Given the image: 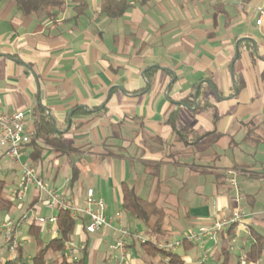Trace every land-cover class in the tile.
<instances>
[{"label": "crops", "instance_id": "obj_1", "mask_svg": "<svg viewBox=\"0 0 264 264\" xmlns=\"http://www.w3.org/2000/svg\"><path fill=\"white\" fill-rule=\"evenodd\" d=\"M127 1L131 8L112 19L102 13V0H87L86 13L74 19L76 5L66 0V10L53 21L47 15L23 14L14 0H0V113L24 111L34 132L39 101L65 139L80 148L70 157L47 148L36 162L29 160L27 149L23 158L80 209L93 189L112 218L122 210L121 190L127 184L157 203L169 234L162 241L174 243L176 235L210 225L216 207H239L243 222L223 233L217 245L205 241L204 248L211 249L205 264L220 263L223 247L231 253V264H241L254 243L252 230L264 237V142L244 141V124L250 122L264 139V20L257 24L264 0ZM245 40L252 42L255 55L243 44L235 63L239 42ZM234 64L241 90L234 86ZM208 80L213 88L197 98L194 110L197 89ZM206 100L209 108L199 109ZM175 111L174 128L168 121ZM210 112L213 117H203ZM5 161L0 157L1 167L9 166ZM74 165L79 176L72 185ZM228 171L235 173L242 193L238 205L232 201L236 191ZM88 172L86 190L77 187ZM36 195L31 189L23 205L3 220L57 215L44 204L38 208L40 201L31 209ZM124 214L133 233L154 239L149 223ZM87 221L81 215L73 241L87 247L89 264H114L109 259L112 229L90 235L84 230ZM25 226L29 231V224L21 226L19 239ZM140 245L130 240L131 263L156 264L145 259L151 256ZM196 246L197 257L181 255L186 264H198L204 248L182 246L186 251ZM11 259L2 261L10 264ZM257 264H264V254Z\"/></svg>", "mask_w": 264, "mask_h": 264}, {"label": "trees", "instance_id": "obj_2", "mask_svg": "<svg viewBox=\"0 0 264 264\" xmlns=\"http://www.w3.org/2000/svg\"><path fill=\"white\" fill-rule=\"evenodd\" d=\"M16 2L18 9L25 15H47L53 21L56 20V16L63 13L66 10V0H14ZM75 3V12L76 16L74 19H78L86 13L88 8L87 0H73ZM132 6V3L127 0H102V13L106 14L108 17L115 19L119 18L126 13ZM246 45L247 47L253 48L252 42L245 40L239 42L238 51L239 54L235 60H239L240 49L239 46ZM249 45V46H248ZM252 55H255L254 50H252ZM234 81L238 85L239 90L242 88V84L238 82L239 77H237V72L235 69V64L233 65ZM204 88L199 89L198 97L202 98L207 95L205 89L213 88L209 80L206 84L202 85ZM211 90V89H210ZM209 90V91H210ZM209 100L204 102V105L199 106V109H208L210 106ZM178 118V112L175 111L171 114L169 121L170 124L175 128L176 120ZM55 126L51 117L49 116L47 110L43 105L38 104L33 112V128L35 136L32 138L28 144V149L30 150L29 160L31 162H36L42 159L47 148L54 151V153L59 156L70 157L75 152L80 151V148H76L73 143L65 139L63 133H58L55 129ZM247 128L244 141L250 142L253 145H257L261 142H264L262 136L257 134V126L255 123L244 124ZM188 132L183 133V142H188ZM206 135L200 136L197 141L203 139ZM218 136H222L218 134ZM160 167L157 164L156 170ZM72 185L76 183V180L79 176V167L74 165L72 167ZM157 174V173H156ZM6 181L0 179V221L4 218L3 215L10 212L12 209L16 208L15 200L8 197L6 194ZM122 206L121 209L124 213H130L136 219L145 221L149 223L150 229L153 232L154 239L153 241L147 240L140 245V248L148 256H160L165 258L168 263L166 264H186L185 259L176 251H168L159 247L158 243L163 239H168L169 234L166 230L163 229L161 218V210L157 206L156 202L149 201L140 197L133 188L127 184L122 185ZM39 203V198L36 197L31 203V209H33ZM58 216V234L56 237L44 241L41 237L43 233L44 225L39 224L38 222L32 220L29 223V236L34 240L36 247V253L33 257L27 261L24 255L23 246L20 247L16 253V259L19 264H50V260L53 256L60 257L62 264H89L88 263V249L85 247L79 257V261L73 263L67 261L64 257V246L69 241L73 240L76 230L78 228V222L74 221L71 218L70 211L67 209H60L57 213ZM154 220L151 223V220ZM85 230V228H84ZM86 232V230H85ZM254 238V243L246 253V264H257L263 254H264V237L258 234L256 231L252 230L251 233ZM180 246L185 248H190L194 244L187 242L185 239L179 241ZM131 247V246H130ZM12 264H15L12 262ZM220 264H231V253L227 248L223 247L221 249V262Z\"/></svg>", "mask_w": 264, "mask_h": 264}, {"label": "built area", "instance_id": "obj_3", "mask_svg": "<svg viewBox=\"0 0 264 264\" xmlns=\"http://www.w3.org/2000/svg\"><path fill=\"white\" fill-rule=\"evenodd\" d=\"M259 19L258 25L263 24L264 9L261 7L257 9ZM35 136V133L30 130L29 122L26 118L24 111H15L0 113V157H5L9 166H0V179L10 173L13 176L14 188L9 189L6 187V194L9 198L15 200L17 205H23L29 191L34 189L40 202H43L47 209L58 211L60 209H67L70 211L71 218L80 222L81 215H85L88 221L84 223V228L87 234L93 235L98 233H105L107 228L112 229L114 243L110 246V261L114 264H132L130 253V240L136 239L139 242H147L145 237L139 233H133L124 221V212L119 210L112 218H108L106 211L108 206L103 199L95 198V191L89 189L85 200V207L78 208L76 205H70L66 202L64 195L55 190L50 183H48L41 173L34 168L28 159L27 149L28 144ZM17 165L19 168H13ZM21 171V179L17 184L15 181L18 179L17 171ZM228 182L233 189L235 195L232 201L237 205L242 201V193L239 189L238 181L233 171L226 172ZM244 219V214L239 207L233 210L219 209L216 207L212 221L208 226H201L198 229L191 230L185 235V240L194 245H201L204 248L205 241H213L215 245L219 243L220 237L223 233L232 230L235 226L241 224ZM34 220L39 224L48 227V232L53 236L58 234V216L51 215V217L44 216H30L24 215L19 219L8 217L0 222V233L7 236V245L10 252H12V259L10 264L14 262L19 264L16 259V253L23 243L19 241L18 231L24 224H29ZM116 221L118 226L113 227L112 222ZM153 241V240H151ZM159 247L168 251H176L180 246V242H164L158 243ZM64 257L67 261L73 263L79 261V256L83 251V247H79L73 240L66 243L64 246ZM211 249H203L201 260L198 264H205L206 260L210 258ZM242 263L245 259L242 257ZM0 264H4L0 260Z\"/></svg>", "mask_w": 264, "mask_h": 264}, {"label": "rangeland", "instance_id": "obj_4", "mask_svg": "<svg viewBox=\"0 0 264 264\" xmlns=\"http://www.w3.org/2000/svg\"><path fill=\"white\" fill-rule=\"evenodd\" d=\"M213 114L214 113H212V112H210V114H203V117H205V118H207L208 116L209 117L210 116L213 117L214 116ZM186 151H188V150H186ZM189 152L191 153L192 150L190 149ZM7 163L9 164L8 160L6 159L5 164H7ZM17 175H18V179L15 181V184H17L19 182V180L21 179V171L20 170L17 171ZM91 176H92V172H88L87 174L83 173L79 183L77 184V187H82V188H84L86 190L85 186H86L87 183H89L88 180L90 179ZM12 177H13L12 174H9L8 177H6L9 189H12V188L15 187L14 184L11 182L12 181ZM200 188L203 189L204 185H201ZM197 192H200V191H197ZM38 206H39L38 208H43V202H40V204H38ZM3 217L5 218L6 214H4ZM78 225H79V223H78ZM22 232H23L24 236L21 237L19 239V241L20 242H24L25 241L24 242V247H23L24 248V255H25L26 259H28V258H31V257L34 256V254L36 253V250L38 248L36 247V244H35L34 240L29 236L26 226L23 228ZM41 237H42V239L45 242L50 240L51 234L48 233V227L45 226V225H44L43 233L41 234ZM176 238H177V240L180 241V240L185 238V234L184 233L183 234H178V235H176ZM176 252L179 253L180 255H187L190 258H195L198 255L197 254V246L193 247L192 249H190L188 251L184 250L182 246H179L176 249ZM110 254H111V252H110ZM10 256H12V252H10L9 249H8L7 236L4 233H0V260H3L4 258L10 257ZM145 259L148 260V261L151 260V261H153L156 264H163V263H161V260H160L159 256H154V257H150V258H147L145 256ZM166 262L168 263L167 260H166ZM50 264H62V260H61L60 257L53 256L51 258V260H50ZM216 264H220V263L217 262Z\"/></svg>", "mask_w": 264, "mask_h": 264}, {"label": "water", "instance_id": "obj_5", "mask_svg": "<svg viewBox=\"0 0 264 264\" xmlns=\"http://www.w3.org/2000/svg\"><path fill=\"white\" fill-rule=\"evenodd\" d=\"M232 78H233V82H234V73H233V70H232ZM234 86H235V88H236V85H235V82H234ZM199 88L200 87H198V89H197V92H199ZM196 92V102H195V108H194V110H196V108H197V98H198V93ZM38 104H40V102L38 101ZM49 114V113H48ZM49 116L51 117V119H52V121H53V123H54V125H56V120L54 119V117L51 115V114H49ZM71 118V115L69 116V119ZM57 126L58 125H56L55 126V129H56V131L58 132V133H61L62 131H60V130H58V128H57ZM70 127V126H69Z\"/></svg>", "mask_w": 264, "mask_h": 264}]
</instances>
